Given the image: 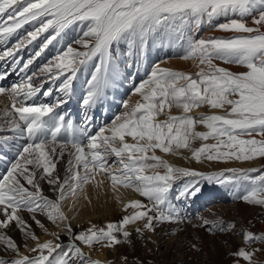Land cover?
<instances>
[{
  "label": "snow or ice",
  "instance_id": "6c2138e0",
  "mask_svg": "<svg viewBox=\"0 0 264 264\" xmlns=\"http://www.w3.org/2000/svg\"><path fill=\"white\" fill-rule=\"evenodd\" d=\"M219 17H224L226 22L216 23ZM245 17H251L255 27L248 26ZM76 24L81 25L82 35L73 43L80 48L69 44L38 72L27 75L29 66L49 45ZM25 25H31L33 30L21 35L19 30ZM203 25L248 35L193 39L189 33L198 31ZM262 27L264 0H0V44H7L10 37L18 36L11 48L0 52V60L11 59L13 68L25 74L20 83L8 88L0 86V97H6L8 102L0 110V132L14 134L0 137V140L26 141L17 145L15 159L0 178V229H7L15 222L26 241H37L34 247L25 244L28 251L36 255H21L17 243L0 232V244L17 256L10 260L0 258V264H101L86 257L74 242L67 245L53 240L39 242L28 222L19 215L24 210L33 214L32 220L40 228L44 225L36 219V213L45 215L53 223L66 220L60 202L69 192L75 195L77 190L82 191L86 184H102L103 180L96 181L97 175L107 179L113 191L120 187L130 188L146 197L149 204L129 201L124 208H132V214L124 215L119 223L107 224L106 228L93 226L75 234L69 227L70 241H79L88 247L100 244L111 248L120 244L116 233L127 241L130 233L125 226L137 221L144 222L142 229H136L141 233L143 230L154 231L158 222L180 219L169 201L173 182L180 178L187 179L177 199L195 196L201 191V181L219 184L249 181L251 186L245 189L246 194L238 198L248 204L264 206V171L228 168L203 173L174 167L156 155L157 149L166 155H178V150L189 149L192 158L198 162L201 157L209 161H249L264 157ZM161 33L174 36L178 42L186 40L185 55L181 59H196L205 67H200L193 75L157 65L147 80L134 86L133 95L140 99L134 104L124 101L125 111L95 135L79 132L71 120L66 121L64 115L56 114L55 109L67 103L65 98L71 93L80 66L98 61L94 62L95 70L82 101L84 106L92 107L118 75L116 61L121 45L126 44L131 54L142 53L148 40ZM42 36L43 43L34 55L26 62L17 59L20 51ZM215 60L241 65L246 71L231 72L214 64ZM2 79L4 77L0 75ZM48 81L53 84L61 81L56 91L63 97H57L54 103H40L34 99L38 94L44 97L53 94L51 87L44 90ZM203 105L212 109L228 107L224 115H189ZM173 107L181 109V114L171 115ZM160 115H167V119L158 120ZM86 119L91 120V117ZM197 124L208 131H196ZM81 136L87 140L86 144ZM127 137L133 142L129 143ZM210 138L216 143H203L198 148L190 146L191 141ZM66 151L68 167L61 179L56 174L57 160L62 159ZM109 157L116 158L119 167L115 170L109 167ZM81 168L83 175L80 174ZM251 172H259V175L253 177ZM41 181L54 186L53 190L59 193L54 200L42 194ZM198 219L202 220L201 226L210 225L209 232L232 231L236 227L230 222L225 226L222 219ZM241 238L244 245L264 244V232L255 234L245 229ZM258 251V248L249 251L247 247H239L230 255L234 257L233 264H241V260L246 264H261L254 259Z\"/></svg>",
  "mask_w": 264,
  "mask_h": 264
},
{
  "label": "bare ground",
  "instance_id": "6f19581e",
  "mask_svg": "<svg viewBox=\"0 0 264 264\" xmlns=\"http://www.w3.org/2000/svg\"><path fill=\"white\" fill-rule=\"evenodd\" d=\"M31 30H33L32 26L27 25L19 31L21 35H26V32ZM209 34L211 37L212 35H220L219 33L212 31ZM46 35L47 33L43 34V36ZM43 36L33 42L32 45H29L20 51L17 54V59L26 62L30 56L34 55V52L39 50L35 47L37 46V43H43ZM72 36H75V34ZM203 38H206L205 34ZM17 39L18 36H13L9 38L7 44H0V52H3L7 48H11L12 45L16 43ZM68 43V38L57 39L54 41L53 44L49 45L45 52L29 66L27 75L38 72L41 67L47 64L57 54L58 51L66 50V45ZM71 44L77 49L80 48L79 45H76L73 42ZM122 52L123 53L119 55V58L116 61L118 75H116L112 79V82L110 81L111 83H109L104 89V94L101 100L92 107H86L82 103V105H80L81 107L78 108L80 113H86V116L91 118L92 114H94V117L97 114L99 116L101 114L103 117L112 116L113 111L119 106L118 104L120 101L118 99H120L124 93H127L126 91L130 86L134 88L136 83H138L142 77H148L152 69L157 65L161 68L163 66H168L192 71H195L197 66L196 59H181V57L185 55V48L182 46L181 41H175L174 43L169 44L163 41L161 34H158L157 38L153 41V45H150L148 41L142 53L131 54L129 53L128 48ZM155 63L157 64L153 66ZM12 64L13 61L11 59L0 60V75L4 77V79L0 80V86L2 87L8 88L14 83H20L25 75L24 73H19L18 68L14 69ZM20 66H22V63ZM94 70V65H91V63L79 67L76 77H74L72 82L71 93L65 98L67 103L55 109L57 115H64L66 121L70 119L72 120L71 115L73 114L65 115L64 110L69 107L72 109L75 105L74 102L76 99L83 101L89 88L88 81L91 79ZM41 79H46V77H41ZM38 82L39 81H37V83ZM60 82L61 81H57L53 84L51 81H48L45 84L44 90L51 87L53 88V94L49 97H44L43 95L38 94L34 99L40 103H54L57 97H63L62 93L55 91L57 89L55 87L60 84ZM133 92L134 90L129 94L128 98H126L127 100H125L130 104H134L137 101V95H133ZM6 103H8L7 98L0 97V110L4 109ZM122 108H124V106ZM124 111L125 109L123 112ZM83 121H85V125L83 124L82 129L87 132V128L90 127V120L84 119ZM98 124H100V122ZM110 125L111 123L106 127ZM5 127L7 126L5 125ZM13 135L14 134L11 131L0 132V137H12ZM81 138H83V136H81ZM25 142V140L17 141L15 139H9L7 141L0 140V158L2 157L0 159V178H2V174L7 171L10 163L15 159L17 145ZM156 155L161 156L168 162L172 160L170 154L166 155L159 150H156ZM113 158L116 163V158ZM68 160L69 156L67 151L62 159L57 160L56 174L59 175L61 179H63L66 174ZM108 160H110V157ZM116 165L115 169L119 167L118 163H116ZM161 170L163 171V169H159L160 172ZM148 174H151V172ZM101 180H103V183L100 185L93 182L84 185L82 191L77 190L80 192L78 196L81 198L83 206L81 211L76 213L78 216L76 223H84L83 232L93 226L98 229L102 227L106 228V225L109 223H118V212L129 215L133 210L130 207L125 210L124 205L131 200H139L140 198L139 193L130 188L125 189L120 187L117 191H113L111 185L108 184L109 182H107L101 175H97L96 181ZM40 187L42 194L49 199L54 200L59 195L58 192L53 190L54 186L49 185L46 181H41ZM178 193L179 192L176 191L171 194L169 193V201L178 211L180 219L156 223L154 231H149L151 237L150 240L145 239L143 236L136 233V231H133L132 233L130 232V236L127 241H125L124 237L118 233V239L121 240V243L115 245L112 249L106 247L90 249L87 247V250L84 248H81V250L86 257H90L93 260L98 259L114 264H129L127 262L132 261L136 256L138 257V264L144 262L146 259L153 261V264H229V262L234 259L230 253L239 247L244 246L241 238L243 230L246 229L255 234L264 232V217L261 216L260 213L263 208L257 205L248 204L242 199L236 203L233 202L231 198L233 194H231L230 191L209 195L207 199L202 196H199L197 199H177ZM69 194L70 192L68 195ZM98 195L108 200L111 205L107 204L106 208H104V205L95 206L92 199ZM67 196L60 202V210L64 213L68 223L71 214H67L66 209L69 207V204L75 196L66 201ZM142 198H145L144 204L148 205L149 201L147 198ZM19 215L28 222L31 231L36 235L39 242L53 240L56 243H71L69 237L67 238L64 235L60 236L59 240L56 241V236H59L60 232L65 231V229L69 227L72 229L71 223L67 225V228H63L62 224H60V220L53 223L49 221L45 215L36 213V219L40 220L44 225V228H40L32 220L33 214L24 210L20 211ZM199 217L206 218L210 221L222 219L225 221V226L230 222L235 224L236 227L232 231L220 232L218 230H213L212 232H209L208 228L210 225L201 226L202 220L198 219ZM138 226H140V224ZM0 232L10 236L17 243L21 255L27 252L30 253L28 247H34L37 242L32 240L26 241L24 234L19 231L15 222H12L7 229H0ZM52 236L54 238H52ZM26 243L28 244V247H25ZM193 245H195V248L192 247ZM261 245L263 247V244ZM30 254L36 255V253ZM12 256H16V253L6 249L0 244V258L9 260ZM124 258L127 260L126 263L122 262ZM131 264L137 263L131 262Z\"/></svg>",
  "mask_w": 264,
  "mask_h": 264
},
{
  "label": "rangeland",
  "instance_id": "374dc122",
  "mask_svg": "<svg viewBox=\"0 0 264 264\" xmlns=\"http://www.w3.org/2000/svg\"><path fill=\"white\" fill-rule=\"evenodd\" d=\"M235 18H238V17H235ZM224 22H226L224 17H219L216 20V23H224ZM244 22L248 26L255 27V25L252 22V18L251 17H245L244 18ZM26 26L27 25H25L24 27H26ZM80 27H81V25H79V24L70 26V28L66 29L65 33L62 34V38H68V40H69V43L66 45V48L76 38H78L80 35H82V33L80 32ZM211 31L220 34V35H217V36L212 35V37H216V38H229V37H233V36H236V35H248V34H238V33L220 31L216 27L209 26V25H203L198 31L191 32V33H189V35L193 39H202L204 34H205L206 38H209V37H211L210 34H209V33H211ZM261 31H264V27L261 28ZM70 33H72V34H70ZM74 34H75V36H72ZM157 36H158V34H155L148 40L150 45H153V41L157 38ZM161 36H162L163 41L167 42L169 44L174 43L175 41H177L174 38V36L164 35L163 33H161ZM62 38H58V39H62ZM181 42H182V46L184 48H186L187 47V41L186 40H181ZM39 44L40 43H37V46H35L38 49H39V46H40ZM126 48H128L126 44L125 45H121V47H120V49L118 51L121 54V53H123L122 51H125ZM144 49H145V46H144L143 50ZM94 62H98V61H89L88 63H91V65H94ZM156 64L157 63H155L153 66H155ZM214 64H216V65H218L220 67H224V68H226L229 71L234 72V73L246 71V68H244L241 65L226 64V63H224L223 61H220V60H215ZM196 65L197 66L195 68V71L182 70V69H178V68H174V67L172 68V67H168V66H163L162 68H169V69H172V70H175V71H182V72L191 73V74L195 75V73L199 71L200 67H205L204 65H199V61L198 60H197ZM148 77H149V75H148ZM148 77L147 76L142 77V79H140L139 82L136 83V86H139V84H141L144 80H147ZM111 82H112V80H111ZM58 87H59V84L55 88H58ZM129 88H128L129 91L127 90L126 91L127 93H124L122 95V97L120 99H118L120 101V103L118 104L119 106L117 107V109H115L113 111L112 116L103 117L101 114L99 116L97 113H95L97 115H95V117H94V114H92V118L90 120V125H89L90 127L87 128V133H89L91 135H95L96 132H98L100 128L106 127L107 125L112 123L114 118L117 115H120L121 112H123V110H124V108H122L123 105H124L123 102L125 100H127L126 98H128L129 94L134 90V88L131 87V86ZM230 98L235 99L236 97H230ZM139 99H140V97L137 96V100H139ZM74 104L75 105H74V107L72 109H71V107L66 108L64 110V113L68 112L67 114H73L74 116L71 115L72 116V120L70 119L72 121V123H73V126L81 133L82 132H86V131H83V129H82L83 124L85 125V123H84L85 121H83V120L84 119L87 120L85 117H89V116H86V113H82V112L80 113V111H78V108L81 107L80 105H82V100L76 99ZM227 107L228 106H225L224 109H212V108L208 107L207 105H203V106H201L199 108L193 109L192 112L189 113V115H192L193 117H199L200 115H211V114L224 115V114H226ZM166 112H167V110H166ZM83 114H84L85 117L83 116ZM170 114L171 115H180L181 114V109L173 107L170 110ZM157 119L161 120V121L162 120H166L167 119V115H164V116L160 115L159 117H157ZM99 122H100V124H98ZM195 130L199 131V132H207L208 131V129L206 127H204L203 125H201V124H197L196 127H195ZM255 138L256 139H261L260 136H256ZM81 139L83 140V143H85V144L87 143L86 139H84V138H81ZM126 139H128L129 143L133 142L131 140V137H128ZM203 143L213 144V143H216V141L211 139V138L208 139L207 141H201V140L197 139V140L191 141L190 146H191V148H198ZM178 152H179L178 155H171L170 154V158L172 160H170V162H169L171 165H173L174 167H177V168H188V169L196 170L198 172H203V173L219 172V171L226 170L228 168L245 169V170H248V169H259L261 171H264V157H257L256 159L249 160V161H239V160H235V159L227 160V161H221V160L209 161L205 157H201L200 161L198 162L197 160L192 158L191 151L189 149H180V150H178ZM108 161H109V167H111L113 170H115V166H117V165L115 163L114 158L110 157V160H108ZM161 172H163V171L161 170ZM80 174L81 175L84 174V170L82 168L80 169ZM250 175L255 177V176L259 175V172H251ZM185 179H187V178H180V179L175 180L173 182V187H172V189L170 190L169 193L171 194L172 192H175V191L179 192V190H180V188H181V186H182V184H183ZM106 181L109 182L107 179H106ZM108 184L110 185V182ZM250 186L251 185H250L249 181H239V182L232 181L231 183H226V184L209 183L207 181H201L200 184H199V187H200L201 191L199 193H197L195 196H189V197H186V198L187 199L188 198L197 199L199 196H202L203 198L207 199L209 197V195H214L216 193H221V192L224 193V192L230 191L231 194H233V196L231 198H232L233 202L236 203V202H238L240 200L238 197L246 194L245 189L250 187ZM79 193L80 192L77 191L75 195L70 193L67 196L66 201L69 198H72V197L75 196L74 199L69 204V207H67V209H66V213L67 214H71V217L68 219V223H67V220L60 221V224H62L63 228H67L68 227L67 225L69 223H71L72 224V232L75 233V234H79L80 232H83V226H84V223H81V224L76 223V219L78 217L76 213L81 211L82 206H83L81 198L78 196ZM92 200H93L95 206L104 205V208H106L107 204L111 205L108 200H106L105 198H103L100 195H98L97 197H93ZM139 201L142 204H144L145 198H142L140 196ZM257 206H260V205H257ZM260 207L263 208L260 211V213H261V216L264 217V206H260ZM133 211L134 210H132L131 212H133ZM131 212L129 213V215L132 214ZM117 215H118L117 216L118 217L117 222L119 223V221L122 219V217L125 214H123L122 212H118ZM143 223H144L143 221H137L136 223L126 225L125 227H126V230L129 233L130 232L132 233L133 231H136L137 228H141L142 229L143 228ZM77 224H78V226H77ZM137 224L138 225L140 224V226H138ZM81 228H82V230H81ZM129 228H131V229H129ZM67 229H65V231H63V232H60L58 237L64 235L65 237L68 238L69 234L67 232ZM136 233H137V231H136ZM138 234L143 236L147 240H150V238H151L148 230H143L141 233H138ZM116 235H117V238H118V233H116ZM52 238H54V237L52 236ZM56 241H57V239H56ZM71 242H74L80 248H84L85 250L88 249L87 248L88 246L80 243L79 241H71ZM61 244L62 245H67L68 242H63ZM99 247L101 248L102 246L100 244H94L92 247H89V248L90 249H94V248L99 249ZM114 247H115V245L112 246L110 249H112ZM243 247H247L249 251H251L253 249H257V248L260 249V251H258L256 253L254 259L257 260L258 262H261V264H264V244H263V247H262V245L260 243H251L249 245H244ZM57 251H59V250H57ZM30 253L27 252V253H24L23 255H31ZM55 255L56 254L54 253L53 256H55ZM15 258H17V256H12L10 259H15ZM95 260H98V259H95ZM233 260L231 262H229V264H233ZM98 261H100L101 264H114V263H109V262H106V261H103V260H98ZM122 262L126 263L127 260H125V258H124V260ZM131 262H134V263L138 264V257L136 256L132 261H129L127 263L131 264ZM139 264H153V261H151L150 259H146V260H144V262L139 263ZM241 264H246V262H244L242 260Z\"/></svg>",
  "mask_w": 264,
  "mask_h": 264
}]
</instances>
